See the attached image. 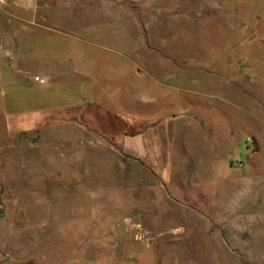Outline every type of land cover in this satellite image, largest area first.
Returning <instances> with one entry per match:
<instances>
[{
	"label": "rangeland",
	"instance_id": "1",
	"mask_svg": "<svg viewBox=\"0 0 264 264\" xmlns=\"http://www.w3.org/2000/svg\"><path fill=\"white\" fill-rule=\"evenodd\" d=\"M0 8L59 109L1 132L0 264H264V0Z\"/></svg>",
	"mask_w": 264,
	"mask_h": 264
},
{
	"label": "crops",
	"instance_id": "2",
	"mask_svg": "<svg viewBox=\"0 0 264 264\" xmlns=\"http://www.w3.org/2000/svg\"><path fill=\"white\" fill-rule=\"evenodd\" d=\"M9 16L11 13L8 10L0 8V110L4 113L14 105L22 108L5 112V122L0 124V138L1 132H5L8 140L13 141L15 138V143L21 144L27 142V136L47 127L50 112L56 116L54 113L59 112V109L42 105L49 98L50 77L45 73L36 74L37 70L26 67L28 61L37 57L33 49L26 46L25 40L31 29L24 23L26 20L21 21L19 27L16 23L18 20H8ZM56 91L57 88L51 94L56 95ZM29 102L39 106L35 109L27 108L25 103Z\"/></svg>",
	"mask_w": 264,
	"mask_h": 264
}]
</instances>
